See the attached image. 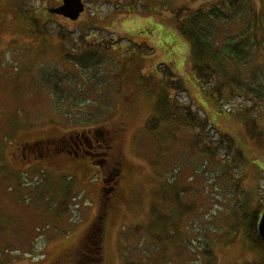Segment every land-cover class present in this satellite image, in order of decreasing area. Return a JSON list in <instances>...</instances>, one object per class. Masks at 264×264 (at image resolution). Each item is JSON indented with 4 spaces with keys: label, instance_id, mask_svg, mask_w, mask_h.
<instances>
[{
    "label": "rangeland",
    "instance_id": "1",
    "mask_svg": "<svg viewBox=\"0 0 264 264\" xmlns=\"http://www.w3.org/2000/svg\"><path fill=\"white\" fill-rule=\"evenodd\" d=\"M59 1L0 0L12 19L0 28V226L6 229L0 247L12 248L9 264H52L76 245L96 214L101 174L90 158L74 160L57 149L68 133L81 130L88 131L89 146H97L93 139L114 126L123 129L110 151L122 163L123 179L114 193L120 208L104 235L103 264H259L264 251L258 259L243 249L241 230L233 229L241 221L232 211L264 212V140L246 134L240 99L221 108L201 91L189 44L171 25L178 9L211 0H82L77 21L46 19L44 6ZM252 3L264 11V0ZM18 10L40 25L25 23ZM226 23H218L216 33L236 34L239 25ZM20 24L28 25L24 38L12 35ZM73 39L91 47L87 70L68 61L67 55L87 52L76 50ZM261 62L264 56L255 67L260 72ZM164 66L185 92L168 89ZM167 96L177 105L191 103L218 133L232 137L245 158L234 168L238 181L229 162L228 177L215 163L203 169L181 112L160 120L170 107L160 102ZM26 144L35 151L28 149L23 160L19 149ZM242 206L247 209L240 212Z\"/></svg>",
    "mask_w": 264,
    "mask_h": 264
},
{
    "label": "trees",
    "instance_id": "2",
    "mask_svg": "<svg viewBox=\"0 0 264 264\" xmlns=\"http://www.w3.org/2000/svg\"><path fill=\"white\" fill-rule=\"evenodd\" d=\"M252 2L253 0H211L200 5L195 10L181 8L173 13L171 25L189 44L191 69L200 84L201 91L207 96L215 98L221 108L226 106V104H233L236 99H240L242 104H240L239 110L240 113L244 114L245 132L253 138L255 133L258 134V137L255 138L261 141L264 140V62H261V67L259 66L262 72L255 67L257 66V62L262 61V56H264L262 54L264 52L258 53L259 49L262 51V47L264 46V11L259 13L254 8L255 5ZM20 15L25 23L30 19L29 23L34 22V25H40V20L31 16L28 18L26 12L23 13L20 10ZM220 22L239 25L240 28L233 36H222L216 33L217 25ZM27 26L20 24L14 30L15 32H12V35L20 34L24 38L25 35L29 34ZM71 41L75 42L76 50L79 48L81 52L87 49V52L84 56L78 55L72 57L67 55L68 61H72L75 66H78L81 69L80 72L87 70L91 64L87 58L89 57V60H92L91 56H93V54L88 53L89 48H91L90 45L86 46L76 39ZM7 46H9L8 41ZM93 46L101 50H107L109 47L104 48V44H93ZM93 51L96 52L95 49ZM97 63L98 61H96ZM162 70L167 76L166 85L168 89L174 90L176 94L185 92L181 81L170 72L167 66H164ZM60 81L61 79H59ZM160 102H164L170 106L165 114L160 116V120H171L174 117V113L176 116H179L181 112L183 127L188 128L194 136L193 142L189 144V147H195L198 156L202 157L206 165L203 169L207 168L208 164L215 163L221 165L220 167L223 168V177H228V173L226 172L228 168L225 162L231 164L232 174L235 172L234 168L240 169L242 167V164L245 163V158L242 151L235 145L232 137L227 134L218 133L191 103L177 105L176 101L171 99L170 96H167L166 99L162 97ZM230 110L233 111L232 107ZM254 112L257 115L250 119V113ZM144 128L150 131V127L147 124ZM3 131H6V129H3ZM16 131L15 133H17ZM85 131L81 130L79 133L72 132L73 134L68 133V141L62 145V148L65 146L88 147L90 143L86 138L88 131L86 134ZM122 131L123 129L119 130L115 126L112 130L105 131L104 137L100 138L97 144L99 145V147L97 146L99 150L93 152L96 154V157L93 159V164L99 172L100 170L105 172L102 178L104 184L101 187L96 218L108 209L107 200L111 198L110 196H113L115 191L109 196L107 194L113 184L117 183L122 172L121 168L117 167L120 169V174L117 176V168L115 169V166H108L106 164L107 158H112L110 151L113 149V143L123 133ZM4 137H7V135ZM114 144L116 145L117 143ZM95 146L92 145V148L95 149ZM73 149L72 152H74ZM101 162H104V170L99 167ZM2 169L4 170V168ZM196 169L198 172L201 171V168ZM2 177H4V174ZM232 177L233 182L238 181V177L234 174ZM107 185H109V188H106ZM245 209L247 207L242 206L240 212ZM237 213L238 211L233 210L232 217L235 220L240 219L241 222L237 223L233 229L234 231L241 230L239 233L244 237L243 249L250 256H253V251L257 252V258L259 259L261 257V251H264V241L259 237L257 232V223L260 217L259 212L257 213V209H252L242 215L239 213L237 215ZM0 218L4 217L2 216ZM5 230L4 226H0V236ZM105 232L106 230H104L102 225L97 224L94 220L86 228L83 236H81V239H84V244L76 243V245L64 249L55 259L61 264H103ZM87 239L89 242H87ZM183 244L186 249L189 248L186 238H184ZM5 247L6 249H3L4 247L1 249L0 247V264H9L10 261H13L12 256L15 255L12 250H9L12 249L11 247ZM159 249H162V247ZM65 252L68 254L62 256ZM247 264L257 263L254 260L252 262L248 261ZM259 264H264V258L260 260Z\"/></svg>",
    "mask_w": 264,
    "mask_h": 264
},
{
    "label": "flooded vegetation",
    "instance_id": "3",
    "mask_svg": "<svg viewBox=\"0 0 264 264\" xmlns=\"http://www.w3.org/2000/svg\"><path fill=\"white\" fill-rule=\"evenodd\" d=\"M21 1V0H20ZM23 2V1H22ZM62 4V0H60L59 1V3L58 4H56L55 6H51V7H49L48 8V5L46 4L45 6H44V10H45V12H46V14H47V18L46 19H54V18H62V16H59V15H51L50 13H49V11L50 10H52V9H54V8H57V7H59L60 5ZM14 6V5H13ZM21 6V5H20ZM3 9H7V8H4V7H0V28H4V27H6L5 25L8 23V25H12L11 24V22H12V19H8V10L7 11H4ZM20 9V8H19ZM11 12V11H10ZM18 13L20 14V10H18ZM54 17V18H53ZM3 23V24H2ZM2 42H4V41H2ZM93 143H96V144H98V141L94 138L93 139ZM64 144H66V143H64ZM35 144H26V145H24V146H22L20 149H19V152L21 153V156H22V159L23 160H26V153L28 152V149H31L30 151H35L34 150V148H33V146H34ZM98 147H99V145H97ZM97 146H95V149H97ZM38 147V146H37ZM39 148V147H38ZM67 148V149H66ZM69 149V150H68ZM72 149H73V147H70V146H65L64 148H59V149H57L58 150V153L59 154H64V155H66V156H70V157H73L74 158V160L75 159H82V160H86V159H91L92 161H93V159H94V157H96V154H94L93 153V151H91L90 149H92V146L90 147L89 145H88V147H82L80 150V152H78L79 151V149L76 147V149H73V151L74 152H72ZM29 151V152H30ZM28 152V153H29ZM43 152V151H42ZM44 153V152H43ZM54 154H56V151H54ZM54 154L53 155H51V156H49V155H47V159L49 160L51 157H54ZM42 157V156H41ZM40 157V158H41ZM117 157H112L111 159L108 157L107 158V161H106V164L108 165V166H115V169L117 168V167H120L121 168V165H122V163H120V161L118 162V159L117 160H114V159H116ZM98 166V165H97ZM99 167H101L102 169H103V167H104V162H101L100 163V165H99ZM100 170V169H99ZM104 170V169H103ZM117 170H118V175L120 174V169H118L117 168ZM121 171H122V168H121ZM101 172V173H100ZM100 174H101V186H100V188H99V190H100V193H101V187H102V184H104V182H103V175H105V172L104 171H101L100 170ZM121 174H122V172H121ZM118 179H123V176L122 177H120V178H118ZM120 182L121 181H118L117 183H115V184H113V186L110 188V191H109V193L110 194H112L114 191V193H117V188L119 187V185H120ZM113 193V196H112V199L111 198H108V209L106 210V212H104V213H101L100 215H99V217L98 218H96V214H97V211H96V214H95V216H94V218H93V220L90 222V223H92V222H94V220H95V222L97 223V224H100V225H102V227L104 228V230H107L108 229V227L111 225V223H112V219H113V216H114V213L116 212V210H118L119 208H120V198L119 197H115V194ZM111 197V196H110ZM98 203H97V205L99 204V202H100V194H99V196H98ZM90 225V224H89ZM88 225V226H89ZM86 231V230H85ZM86 233H88V232H86ZM85 233V234H86ZM83 236V235H82ZM84 237H85V235H84ZM82 238V237H81ZM79 239L78 240V242L77 243H82V244H84V239ZM87 242H89L88 241V239H87ZM70 252V251H69ZM68 253H64V255H62V256H65V255H67ZM59 258V257H58ZM57 258V259H58ZM52 264H61L59 261H57V260H55V262H53Z\"/></svg>",
    "mask_w": 264,
    "mask_h": 264
},
{
    "label": "water",
    "instance_id": "4",
    "mask_svg": "<svg viewBox=\"0 0 264 264\" xmlns=\"http://www.w3.org/2000/svg\"><path fill=\"white\" fill-rule=\"evenodd\" d=\"M84 12L82 0H62V4L49 11L51 15H59L65 19L75 22ZM257 232L259 237L264 241V212L260 215L257 223Z\"/></svg>",
    "mask_w": 264,
    "mask_h": 264
}]
</instances>
